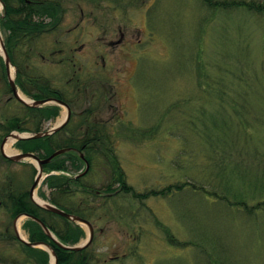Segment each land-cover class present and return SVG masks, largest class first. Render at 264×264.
I'll use <instances>...</instances> for the list:
<instances>
[{
  "label": "rangeland",
  "instance_id": "374dc122",
  "mask_svg": "<svg viewBox=\"0 0 264 264\" xmlns=\"http://www.w3.org/2000/svg\"><path fill=\"white\" fill-rule=\"evenodd\" d=\"M80 8L86 15L77 28ZM61 19L55 30L33 37V72L68 98L84 81L81 98L91 99L78 102L76 111L99 108L103 92L116 93L97 111L101 119L119 115L108 123L109 148L135 191L165 190L145 198L107 195L112 171L100 142L82 185L64 198V208L82 212L93 225L89 264H264V11L207 7L203 0H64ZM121 33L125 43L110 47ZM80 45L84 50L76 53ZM58 49L54 60L64 62L48 64ZM3 68L0 138L12 116L30 130L60 121L62 106L55 118L33 123L8 91ZM10 146L15 151L13 141ZM24 162L20 177L19 164L0 154V190L9 182L32 183L35 162ZM37 189L50 196L44 183ZM48 221L65 230L61 218ZM78 225L77 243L89 235Z\"/></svg>",
  "mask_w": 264,
  "mask_h": 264
},
{
  "label": "flooded vegetation",
  "instance_id": "af4514ba",
  "mask_svg": "<svg viewBox=\"0 0 264 264\" xmlns=\"http://www.w3.org/2000/svg\"><path fill=\"white\" fill-rule=\"evenodd\" d=\"M52 3V5H51ZM63 3L64 0H0V39L3 42V45L5 47V50L9 56L10 62L14 67V82L17 87V89L21 90L23 92V89L26 92L32 91L33 89V78L35 73L33 72L32 63L30 61L32 53V46L31 41L33 40V27L34 23L41 27V30H48L49 28H52L55 30L57 26L61 23V13L63 12ZM80 23H76L75 27H79L82 24H84L85 20V13L84 9L80 8ZM53 14L57 15L58 18L56 20L51 19L48 15ZM88 15L89 12H88ZM91 16V15H90ZM19 20H25L26 25L19 24ZM19 27L20 30L25 29L26 32L21 34V39L17 36V28ZM25 36V37H23ZM20 41V45L18 46V42ZM125 43L124 35L121 33L116 40H109V46H122ZM14 44V46H12ZM10 46V49H7V46ZM25 48L26 53L24 56L21 53V47L23 46ZM84 48L83 45L79 46V50H75L76 53L83 52ZM62 52V49L53 50L51 51V59H48V64H58L61 62H64L63 58L58 59L57 61L54 60L57 55H60ZM87 55V54H86ZM84 57H88L87 56ZM89 57H91L89 55ZM43 58V56H41ZM96 59L97 57L94 56ZM100 68L105 67V58L100 55ZM20 60V61H19ZM53 60V61H51ZM68 60L73 61V59L68 58ZM51 61V62H50ZM22 63L25 68V72L23 73L21 68H18L16 63ZM2 56L0 55V67L2 68ZM95 65L98 64L97 60H94ZM6 70L5 66L3 68ZM7 72V71H6ZM97 75V74H96ZM94 75V77L96 76ZM93 78V77H92ZM19 81V82H18ZM84 81L76 82L75 88L72 90H69L68 94L70 97H66L65 91H61L57 88H55L57 91L55 92L58 96H62V98H59L56 96V98L63 101L66 105L69 106L70 115L68 119L65 122V125H70L72 123H78L79 127H89L91 124L98 123L100 125H105V127H109L108 123L111 118H117L119 115L116 113L111 114L105 119L98 118L99 109L104 105L106 101H108V98L113 99L116 96L113 94L108 95L105 92L102 93V99L100 102V107L95 108L89 111V115L86 118V112H88V108L84 107L83 109H80L79 111H76V105H79L78 102L80 101H87L89 100L90 96L84 95L83 100L81 96L83 95L82 92L85 93L87 90V87L82 86ZM83 87V88H82ZM82 88V89H81ZM7 89L9 92L12 93V89L9 86V83H7ZM24 93V92H23ZM26 94V93H24ZM27 95V94H26ZM13 96V93H12ZM28 96V95H27ZM14 97V96H13ZM54 97V96H51ZM43 99V98H42ZM91 99V98H90ZM107 103V102H106ZM45 105H51L49 103L44 104ZM61 107V106H59ZM59 113V112H58ZM34 122L37 121V118H34L33 115H31ZM113 118V119H114ZM40 120V119H39ZM41 120H45L42 118ZM118 120V119H117ZM24 122L20 121L19 125ZM94 122V123H92ZM87 123H90V125H85ZM8 125L3 123V128L6 132V127ZM2 128V129H3ZM5 133H3L2 137L0 138V154H1V145L2 140L4 138ZM4 147V145H3ZM20 152H27L22 149H18ZM36 154L39 158L40 157L37 153ZM3 160H5L7 163H16L19 164V167L17 169V174L23 175L27 172L28 165L24 164V160L20 161H14L11 160L4 155H2ZM32 169L34 170L35 167L33 164H31ZM43 171L46 172V176L40 180V182L37 184L35 188V192L37 194V197L46 199L50 204L56 205L52 202L51 197H46L42 194V192H38V186L42 182L45 184L44 180L45 178L50 175H60V170L56 169L57 172H53L52 170L48 171L44 168V165L42 166ZM33 183V181H32ZM32 183L28 187H24L22 182H18L16 184L10 183L4 186L2 190H0V264H48L46 260H48V251L47 249L40 247L38 249L35 247L36 242H42L47 245H49L48 241L50 240L49 235L45 234V239H32L31 233L33 228V223H36L37 226L42 230V226L34 219H39L48 229L49 224L48 218H54L57 217L54 212H51L50 210L42 207L39 205L34 199L31 197V188ZM110 183V182H109ZM46 185V184H45ZM26 186V184H25ZM48 188V186L46 185ZM49 189V188H48ZM50 191V189H49ZM105 193L107 195H110L111 193H116L119 191L114 192H108L104 189ZM51 192V191H50ZM57 199L64 201V194L61 193V191H58ZM37 214V215H35ZM19 220V225L17 224ZM37 226L35 230L37 229ZM61 226V225H60ZM64 227V223H63ZM53 233L54 231L50 229ZM58 231H62L59 230ZM36 248V249H35ZM54 250V248H53ZM33 251L38 252L40 255V258L38 260L33 259L32 253ZM43 252H45L47 255H44ZM55 252V250H54ZM56 254V253H55ZM116 256L111 257L110 259H114Z\"/></svg>",
  "mask_w": 264,
  "mask_h": 264
},
{
  "label": "trees",
  "instance_id": "16d2710c",
  "mask_svg": "<svg viewBox=\"0 0 264 264\" xmlns=\"http://www.w3.org/2000/svg\"><path fill=\"white\" fill-rule=\"evenodd\" d=\"M203 3L207 7H219V8H226V10L234 9L236 7H245L247 10H253V11H264V4L261 2H255L251 0H203ZM52 5V3H51ZM51 19L56 20L58 18L57 15L49 14L48 15ZM19 24L26 25L25 20H19ZM34 23L33 27V35L36 37L37 35L45 32V30H41V27ZM48 30H53L52 28H49ZM25 33L26 30H20L19 27L17 28V36L19 39H21V34ZM25 37V36H23ZM18 45H20V41L18 42ZM14 46V44H12ZM11 45L7 46V49L9 50ZM18 68L23 69L22 72H25L24 65L22 63L17 62L16 63ZM3 68V64H2ZM19 82V81H18ZM57 90L52 85L51 80L49 78H45L41 75H34L33 78V89L32 91L26 92L23 89V92L26 93L29 97H31L34 100L47 98L51 96H58L55 92ZM59 98H62V96H58ZM25 110L30 111V113L33 114L34 118L45 120L53 119L58 115L59 112V106L55 104L51 105H45L41 107H32V106H26L22 105ZM92 110L91 108L88 109V112H86V118L89 115V111ZM21 121V117L19 116H12L9 119L6 120L5 124L8 126L6 127V132L8 133L11 130L17 129V130H29V131H40L39 126H33V130H30L29 128H24L19 125ZM94 123V122H92ZM76 127L73 123L70 125H66L65 127H62L58 131L54 132L51 135L43 136L39 138H30L26 140H18L15 142V146L17 148H20L24 151H30L37 153L40 157L45 158L49 156L55 149L59 148H69V151L56 156L53 158L50 162L44 164V168L48 171L50 170H64V171H80L84 167V160H86L89 164L88 171H90L93 163V158L91 157V153L99 154L100 151H97L100 142L106 143L107 147L105 151H101L103 155L107 156V161L109 162L111 166V179L110 183L105 186V190L109 191H119L124 193H130L132 197L134 198H140L142 196L147 197L149 195L154 194H164L165 190L155 191L150 190L148 193H138L135 191L131 185L128 184L126 180V175L121 167L119 160L113 150L109 148V144L107 141L109 140V134L107 132V128L105 125H100L98 123L91 124L87 123L85 125H90L89 127H79V124ZM64 133V134H61ZM79 152H82L84 155V159H81L79 156ZM109 154H111V158L109 157ZM87 174V173H86ZM83 176H66V175H48L44 182L50 189V197L53 203L58 205L60 208L65 210L66 212L74 213L77 215H80L83 218L88 219L82 212H77V210H67L64 201L57 199V193L58 191H61L62 194H64L65 198L66 196L70 195L71 189H73L72 186H80L82 185L81 178ZM112 183H115V189H112L113 186H111ZM112 187V188H111ZM113 191V192H114ZM167 191H169L167 189ZM94 193V191H93ZM95 194V193H94ZM238 203V206H241L239 204H244L243 201H236ZM262 205V203H258L256 207ZM246 208V207H245ZM244 208V209H245ZM71 209V208H70ZM248 210V209H247ZM37 215V214H35ZM64 221V227L65 230L58 231L56 227L49 224V228L52 229L59 241H61L63 244L66 245H73L76 244L79 240L80 236L83 234V230L81 227H79L78 224H75L74 222H71L70 220L58 216ZM33 225L37 226L36 223H33ZM38 230H35L32 228L31 238L32 239H45L44 232L37 226ZM49 245H51L56 253L57 256V264H89L91 259L93 258V254L89 252V246L82 248L77 251H71L68 249H62L56 244L53 243V241L50 239L48 241ZM44 255H47L45 252H43Z\"/></svg>",
  "mask_w": 264,
  "mask_h": 264
},
{
  "label": "water",
  "instance_id": "95a60500",
  "mask_svg": "<svg viewBox=\"0 0 264 264\" xmlns=\"http://www.w3.org/2000/svg\"><path fill=\"white\" fill-rule=\"evenodd\" d=\"M0 47L2 49V52H3V57H4V63H5V67H6V70H7V74H8V81H9V84H10V87L12 89V92L14 94V96L19 100L21 101L22 103L24 104H28V105H41L43 103H47V102H54V103H57V104H61L63 106H65L66 108V117L65 119L61 120L59 123L55 124L54 126H52L50 129L46 130V131H42V132H37V133H31V134H26L24 133L23 135H17L16 133H10L9 136H6L3 140H2V145H1V153L11 159V160H15V161H18V160H21V159H24V158H28V159H33L35 160L36 162V166H37V175H36V178L33 182V185H32V188H31V195H32V192H33V188L35 187V185L37 184L39 178L41 177V174H42V165L44 163H47L49 162L54 156L62 153L65 149H59V150H56L54 151L49 157H47L46 159H40L37 155L31 153V152H23V153H14V154H10V155H7L5 154L4 150H3V144L5 143V141L7 140V138L9 137H12L14 140H22V139H28V138H38V137H41V136H44V135H49L53 132H55L56 130H58L59 128H61L66 120L68 119L69 115H70V110H69V107L68 105H66L63 101L57 99V98H48V99H43V100H37V101H25L23 100L22 98L19 97L18 93H17V89L15 87V84H14V81L13 79L11 78V76L9 75V65H10V59L8 57V54L5 50V47L3 45V42L1 41L0 39ZM41 205L42 207L62 216V217H65L71 221H74L76 223H83L87 226L88 228V231H89V235L81 242L75 244V245H65V244H62L58 241H56L54 239V237L52 236L51 232L49 231V229L37 218H34L43 228L44 232L49 235L52 239H54L57 243V245H59L60 247L64 248V249H68V250H73V251H76V250H80L86 246H88L90 244V242L92 241V238H93V226L91 225V223L87 220V219H84L78 215H75V214H72V213H68V212H65L63 211L62 209H59V208H56L54 207L53 205L49 204V203H44V204H39ZM37 244H43L45 246H47L49 248V251H50V255H51V264H57V259H56V255L54 253V251L52 250L51 247H49L47 244L45 243H42V242H36L35 245ZM52 257H53V261H52Z\"/></svg>",
  "mask_w": 264,
  "mask_h": 264
},
{
  "label": "bare ground",
  "instance_id": "6f19581e",
  "mask_svg": "<svg viewBox=\"0 0 264 264\" xmlns=\"http://www.w3.org/2000/svg\"><path fill=\"white\" fill-rule=\"evenodd\" d=\"M17 92H18V95H19L20 98H22V99L25 100V101H30V99H29L28 97H26V95H25L23 92H21V91H19V90H18ZM65 115H66V112H63V116L61 117L60 121H61L62 119H64V117H66ZM60 121H59V122H60ZM57 123H58V122H57ZM24 133H26V132L16 133V134H17V135H23ZM26 134H30V133L27 132ZM12 141H13V138H9V139L4 143V152H5V154H7V155H10V154L14 153L13 149H12L11 146H10V143H11ZM18 149H19V148L15 147V152H17V153H23V152H20ZM45 176H46V175H45ZM39 179H40V178H39ZM33 198H34V200H35L37 203H39V204H44V203H46V201H45L44 199H40V198L37 197L35 191L33 192ZM54 207L59 208V206H54ZM17 224L19 225V220H18ZM49 230H50V229H49ZM50 231H51V230H50ZM41 245H42V247L48 248L47 246H45V245H43V244H41ZM53 260H54V259H53V257H52V261H53Z\"/></svg>",
  "mask_w": 264,
  "mask_h": 264
}]
</instances>
